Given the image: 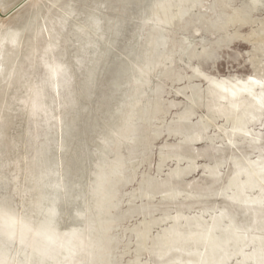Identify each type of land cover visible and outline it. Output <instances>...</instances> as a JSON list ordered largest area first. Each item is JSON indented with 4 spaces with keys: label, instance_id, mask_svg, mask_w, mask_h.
Returning a JSON list of instances; mask_svg holds the SVG:
<instances>
[{
    "label": "rangeland",
    "instance_id": "rangeland-1",
    "mask_svg": "<svg viewBox=\"0 0 264 264\" xmlns=\"http://www.w3.org/2000/svg\"><path fill=\"white\" fill-rule=\"evenodd\" d=\"M0 264H264V0H0Z\"/></svg>",
    "mask_w": 264,
    "mask_h": 264
}]
</instances>
